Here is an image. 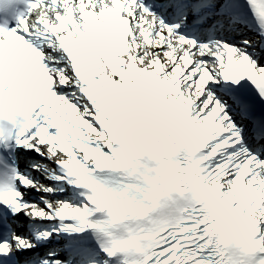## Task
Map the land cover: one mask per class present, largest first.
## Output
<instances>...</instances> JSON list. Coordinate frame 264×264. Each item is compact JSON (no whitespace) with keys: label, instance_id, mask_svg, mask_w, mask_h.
I'll list each match as a JSON object with an SVG mask.
<instances>
[{"label":"snow or ice","instance_id":"6c2138e0","mask_svg":"<svg viewBox=\"0 0 264 264\" xmlns=\"http://www.w3.org/2000/svg\"><path fill=\"white\" fill-rule=\"evenodd\" d=\"M0 264H264V0H0Z\"/></svg>","mask_w":264,"mask_h":264}]
</instances>
